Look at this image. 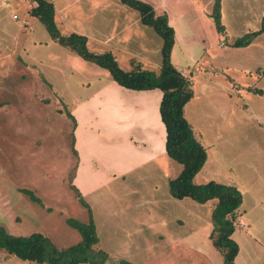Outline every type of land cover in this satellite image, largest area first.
<instances>
[{
  "label": "rangeland",
  "instance_id": "1",
  "mask_svg": "<svg viewBox=\"0 0 264 264\" xmlns=\"http://www.w3.org/2000/svg\"><path fill=\"white\" fill-rule=\"evenodd\" d=\"M14 1L0 0V226L17 237L42 234L65 249L81 239L67 220L87 223L90 210L96 248L112 261L222 264L209 239L216 201L172 198L168 183L182 166L167 156L160 166L148 163L85 198L80 195L88 209L81 204L70 189L78 157L73 148L76 127L67 113L108 76L52 41L43 25L17 10ZM49 1L62 10L55 8L54 18L61 35L71 33L68 25L80 29L89 52H110L123 71L135 60L158 72L161 39L141 24L136 11L118 0H97L95 5H90L93 0ZM140 1L167 15L174 31L171 63L191 79L193 97L184 117L206 149V161L192 182L237 189L244 178L264 188V96L248 92L264 91V33L247 46H233L259 29L264 0H222L223 33L216 31L211 17L215 0ZM64 15L71 21H64ZM98 117L82 126L87 136L90 128L102 130L100 137L88 139L93 176L100 182L118 163L122 168L127 156L126 150L112 148L118 140L108 135V123L102 125L106 117ZM32 194L38 202L30 200ZM254 196L264 198V192H244L235 217V264H264V203L254 207L256 212L243 213ZM0 264L34 263L0 251Z\"/></svg>",
  "mask_w": 264,
  "mask_h": 264
},
{
  "label": "trees",
  "instance_id": "2",
  "mask_svg": "<svg viewBox=\"0 0 264 264\" xmlns=\"http://www.w3.org/2000/svg\"><path fill=\"white\" fill-rule=\"evenodd\" d=\"M118 1L121 5L136 11L141 24L151 28L161 39V63L158 72L146 70L135 60L131 61V69L125 72L109 52L101 54L89 52L86 48V37L75 33L61 35L55 24L53 4L49 0H31L35 5L28 10V14L43 25L52 41L105 71L110 81L118 86L132 91L161 92L159 116L165 131V154L170 160L182 166L181 173L169 181L168 193L174 199H190L198 204L216 201L211 213L212 228L209 239L221 256L222 264H235L239 248L232 235L235 229V217L242 204V196L240 191L231 185L214 181L198 185L192 182L194 175L206 161V149L195 139L191 126L184 117V107L193 97L192 84L190 76L177 71L171 63L174 31L168 23L167 15L157 14L150 4L140 0ZM221 1H214L211 15L215 29L219 33L224 32L220 17ZM262 33H264V17L257 31L236 39L233 46H247ZM248 92L264 96L262 90ZM67 117L72 119L75 126L70 113H67ZM72 178L71 175V180ZM70 189L88 209V205L82 201V197L72 183ZM30 198L31 201H37L33 194ZM88 218L87 223L67 220V224L79 234L81 239L77 244L65 249L57 248L42 234L34 233L28 237H17L8 234L0 226V251L7 258L15 257L34 264H132L123 259L112 261L108 253L96 248L99 239L90 210H88Z\"/></svg>",
  "mask_w": 264,
  "mask_h": 264
},
{
  "label": "crops",
  "instance_id": "3",
  "mask_svg": "<svg viewBox=\"0 0 264 264\" xmlns=\"http://www.w3.org/2000/svg\"><path fill=\"white\" fill-rule=\"evenodd\" d=\"M60 1L56 0L57 3ZM14 2L20 7L17 10L25 11L28 16V10L35 5L29 0H15ZM95 4H97V0H93L90 5ZM53 7L56 15L61 13L60 11L62 10L59 11L56 8V3L53 4ZM63 9H65L64 6ZM12 18L14 19V17ZM71 19L68 15L63 16L64 21H71ZM67 30L85 37V34L80 29L78 30L68 25ZM108 78L109 76L98 89L80 100L70 113L76 120V128L73 134L75 139L74 150L78 157L72 185L84 198L111 182L126 178L128 172L131 173L133 170L139 169L148 163H156V166H160L163 163L161 158L165 160L164 156H166L164 148L165 131L159 116L161 92L158 90H127L109 81ZM100 115L106 117L102 125L109 124L108 135L116 141L118 140L116 144L111 145L112 148L126 150V154L123 153V156H127L124 158L125 160L127 159V162L123 164L122 168H120L118 163L117 167L112 168L103 181L98 182L95 181L93 176L95 174H93L95 165L92 161L93 158L88 154L90 152L88 150L90 149L88 139L90 137L92 139L100 137L102 130L92 131L90 128V134L87 136V128H83L82 121L96 123ZM89 127H92V124ZM82 136L85 138L82 139ZM86 163L89 164L87 169L85 168ZM156 169L158 170V168ZM238 183L241 188H237V190L239 189L241 196L246 191L254 194L264 192V188H258L256 184L246 181L244 178L240 179ZM263 203L264 198L251 197V203L248 208L243 210V213L246 210L256 212L257 209L254 207L263 205ZM240 226L244 227L242 224ZM251 237L254 240V236Z\"/></svg>",
  "mask_w": 264,
  "mask_h": 264
},
{
  "label": "built area",
  "instance_id": "4",
  "mask_svg": "<svg viewBox=\"0 0 264 264\" xmlns=\"http://www.w3.org/2000/svg\"><path fill=\"white\" fill-rule=\"evenodd\" d=\"M15 18V17H14Z\"/></svg>",
  "mask_w": 264,
  "mask_h": 264
}]
</instances>
